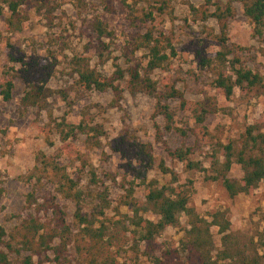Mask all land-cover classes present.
<instances>
[{"label": "rangeland", "instance_id": "1", "mask_svg": "<svg viewBox=\"0 0 264 264\" xmlns=\"http://www.w3.org/2000/svg\"><path fill=\"white\" fill-rule=\"evenodd\" d=\"M51 1L55 8L53 20L44 11L31 13L17 33L9 32L8 16H0V80L8 69H19L10 61L9 44L17 56L41 59L54 56L58 59L56 74L49 84L56 94L49 99L47 110L23 105L27 89L17 75L12 100L6 102L0 96V234L1 229L10 232L25 218L35 217L38 212L45 221H50L52 204L59 205L66 217L73 220L76 204L60 197L52 183L53 174L38 181L42 154L56 161L75 181L80 180L86 196L90 191L96 195L103 193L109 206L105 218L108 224L132 216L130 208L125 206L128 190L133 189L135 198L144 203V187L123 170L121 157L110 148L111 140L122 133H130L154 148L157 163L150 173V180L157 181L160 187L174 185L175 179L178 180L176 185H186L191 194L190 207L209 222L216 212L227 210L232 231L252 236L264 252V184L252 196L231 197L222 176L240 180L244 175L242 168L233 161L229 171L222 176L218 173L225 169L227 161L224 148L241 146L247 128L261 118L264 96L253 93L243 98L238 89L230 100L217 94L212 73L201 67L196 57L197 51H220L215 37L219 33L217 22L192 21L188 6L190 3L199 5L198 0H181L175 4L173 14L169 13L155 23L144 21V13L150 12L148 4L116 0V12L112 14L105 11L103 0ZM227 3L226 0L222 2ZM233 8L235 17L231 19L229 29L231 58L240 59L245 68L264 76L261 53L264 38L254 35L240 3H234ZM97 18L104 19L115 34L110 51L103 54L98 53L91 37V21ZM149 31L164 33L176 50V56L164 69L154 72L153 78L159 82L169 78L187 100L210 102L214 107L203 124H198L193 115L181 111L179 101H175L171 103L175 129L168 132L164 121L155 116V99L145 94H133L125 81L118 96L113 92H78L75 88L70 68L74 56L87 57L92 67L106 76H112L117 65L123 70L135 63L146 67L147 52L137 50V45L139 37ZM88 46L92 50L86 53ZM61 90L70 92L71 108L61 100L58 94ZM66 116L67 122L73 125L85 121L89 125H101L106 132L101 147H93L85 137L63 142L55 129V120L60 122ZM178 152L189 154L187 161L177 159L175 154ZM191 162L198 168L189 170ZM161 163L169 174L160 168ZM92 168L98 175L99 188L90 189L88 172ZM172 172L175 176L170 174ZM30 195L34 197L32 205ZM84 205L86 210H100L101 202L99 204L94 195L88 194ZM144 217L154 222L159 220L153 213H146ZM186 224L187 218L183 215L182 225L185 227ZM212 232L217 254L222 235L218 227ZM181 236L174 228H168L159 241L179 244ZM129 257L136 260L133 253L127 255L128 262L131 261ZM139 262L144 264L145 259L141 257Z\"/></svg>", "mask_w": 264, "mask_h": 264}, {"label": "trees", "instance_id": "2", "mask_svg": "<svg viewBox=\"0 0 264 264\" xmlns=\"http://www.w3.org/2000/svg\"><path fill=\"white\" fill-rule=\"evenodd\" d=\"M114 1L103 0L105 11L112 14L116 12ZM121 1H132L135 5L148 4L150 12L144 13V21L155 23L169 13L173 14L175 4L181 0ZM223 1L198 0L199 5L190 3L188 6L194 23L215 20L219 26V33L215 37L220 51H197L196 57L201 67L212 73L213 86L218 95L230 100L238 89L243 98L253 93L264 96V76L245 68L240 59L231 58L233 50L229 37L230 21L235 17L233 4L240 3L254 35L264 38V0H226V5L222 4ZM54 9L51 0H0V16H8L6 22L11 34L22 29L31 13L44 11L53 20ZM91 22V37L96 50L101 54L110 51L111 41L115 37L110 25L101 18ZM8 47L12 50L9 53L10 61L19 69H8L3 73L0 96L6 102L12 100L17 75L27 89L22 99L23 105L47 110L49 99L56 94L49 84L56 74L58 59L54 56L49 59L21 54L17 56L13 52L14 47L11 44ZM90 50L88 46L86 53ZM137 50L147 52V66L135 63L128 70H123L117 65L112 76H106L92 67L87 57L74 56L70 68L75 88L78 92H113L118 96L122 93L121 85L125 81L133 94H145L155 99V116L164 121L168 132L175 129V114L171 108V103L175 101H179L181 111L193 115L198 124H203L214 107L210 102L187 100L169 78L162 82L153 78L154 72L164 69L176 56V50L167 36L149 31L139 37ZM261 53L264 56V49ZM58 94L71 108L73 100L70 92L61 90ZM67 116L60 122L55 120V129L63 142L85 137L93 147H101L106 137L101 125H89L86 121L73 125L67 122ZM52 133L53 129L50 128L49 134ZM110 148L121 157L123 170L144 187V203L135 198L133 189L128 190L125 206L130 208L132 216L108 224L105 219L109 209L107 199L103 193L96 195L93 191L88 194L94 195V200L98 199L99 204L101 202L98 207L100 210H86L84 203L88 194L86 196L80 180L75 181L56 161L42 154L39 157L40 176L35 177L40 182L42 178H48L49 173L53 174L52 183L56 185L60 197L76 204L73 220L66 217L59 205L52 204L50 221H45L40 216L41 212H38L37 216L25 218L10 232L1 229L0 264H141V257L145 259L144 264H264V252L256 240L252 236L232 231L227 210L216 212L209 222L190 207L191 194L186 185H176L178 180L175 179L176 186L160 187L157 181L150 180V173L157 163L151 144L142 142L130 133H122L110 141ZM224 149L227 161L225 169L218 173L222 176L235 161L244 174L240 180L222 176L228 194L231 197L254 195L264 184V112L254 125L247 128L241 146L230 145ZM175 157L184 162L189 154L178 152ZM160 168L169 174L163 163ZM197 168L196 164H189V170ZM88 173L90 189L99 188L96 170L92 168ZM170 174L175 176L173 172ZM33 199V195H30L31 205ZM146 213L157 215L159 220L154 222L146 219ZM183 215L187 218L185 227L182 225ZM214 227H218L222 235L221 249L217 254L214 250ZM168 228H174L182 234L179 244L159 241ZM129 253H133L136 260L129 257L131 261L128 262Z\"/></svg>", "mask_w": 264, "mask_h": 264}]
</instances>
